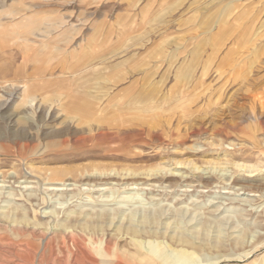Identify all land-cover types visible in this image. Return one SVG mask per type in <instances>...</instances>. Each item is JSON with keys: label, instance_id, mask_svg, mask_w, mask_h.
Segmentation results:
<instances>
[{"label": "rangeland", "instance_id": "rangeland-1", "mask_svg": "<svg viewBox=\"0 0 264 264\" xmlns=\"http://www.w3.org/2000/svg\"><path fill=\"white\" fill-rule=\"evenodd\" d=\"M228 1L0 0V264H104L125 227L146 264H264V0Z\"/></svg>", "mask_w": 264, "mask_h": 264}, {"label": "crops", "instance_id": "crops-1", "mask_svg": "<svg viewBox=\"0 0 264 264\" xmlns=\"http://www.w3.org/2000/svg\"><path fill=\"white\" fill-rule=\"evenodd\" d=\"M230 2H232L231 0L227 2L226 7H229ZM241 7V6H240ZM225 14V13H224ZM223 13L218 14L216 16L215 21L213 22V24L211 26L208 27V29L206 30L205 34H206V39L204 38L205 42L212 44L211 42V36L217 34V32H221L224 31L223 26H225L228 23V15L230 14H225ZM237 17H235L236 19ZM62 23L64 25H66V22L63 20ZM60 23L59 26L62 24ZM222 25L216 32H213V29L216 28L218 25ZM68 25V24H67ZM76 27L73 25H69L68 28H66L63 32H62V36H65V39L70 40L72 35H74L77 32V29H75ZM223 29V30H221ZM51 27H48V33L51 32ZM70 38V39H68ZM204 42V43H205ZM198 64V63H197ZM88 65H90L88 63ZM86 65V66H88ZM193 66H195V63L193 64ZM196 70L195 67L192 71H185V67L184 70L179 74V76L177 78H179L181 81L179 83V87L174 91L173 94H171L173 92V87H170L165 93H163L162 96V102H168V99H175L178 96H180L184 90L186 89V85L190 84L189 82H191L193 80V77L195 76ZM196 77V76H195ZM71 80V79H70ZM78 78H73L72 80L69 82H67V86L69 89H71L73 92H75V94H77L78 96H80L81 98H86V99H93V101L98 102V100L103 102V99L109 95L110 90L112 89V86H116L117 80L115 81H111L108 79H105L104 81H108L110 83V85H106L104 86L106 82L102 81V80H96L94 81L93 84L91 85H87V83L84 82H80ZM193 83V82H192ZM148 84V82L146 83V85ZM149 86L147 88H145L147 90V92H145L144 90H142L141 92H138V94H135L134 96L129 94L127 89H123L122 93H119L117 95H114L115 99H111L108 98V101H112V100H118V98H122L124 101L123 102H118L115 107H129V108H139L142 105H157L155 104V98H156V93H153V89L156 87L153 83V81H150ZM175 86L177 87V84H175ZM82 87L84 90L80 91L78 88ZM185 88V89H184ZM91 89V90H90ZM102 89H104L102 91ZM98 90V91H97ZM79 92L81 93V95H79ZM145 92V93H144ZM105 102V101H104Z\"/></svg>", "mask_w": 264, "mask_h": 264}, {"label": "bare ground", "instance_id": "bare-ground-1", "mask_svg": "<svg viewBox=\"0 0 264 264\" xmlns=\"http://www.w3.org/2000/svg\"><path fill=\"white\" fill-rule=\"evenodd\" d=\"M10 33H12L13 35H15V34H17V32H15V31H10ZM3 35V34H2ZM4 38V37H3ZM25 94V92L23 93V95ZM25 97H26V95H25ZM118 102V101H117ZM83 105V104H82ZM80 107V106H79ZM161 111V110H160ZM158 112V111H157ZM108 118V117H107ZM109 119V118H108ZM236 166L237 167H239V168H245L246 166H244L243 164H236ZM197 168V167H196ZM212 169V168H211ZM215 168H213V170H214ZM216 170V169H215ZM219 171L221 172L220 174L222 175V176H224V169H220L219 168ZM206 181H208V180H206ZM256 184V183H255ZM258 184H260V183H258ZM235 185V184H234ZM261 185V184H260ZM257 187V186H256ZM264 187V186H263ZM262 187V188H263ZM259 188V187H258ZM25 216V215H24ZM148 218V217H147ZM132 219V218H131ZM143 219H145V218H143ZM130 221H132V220H130ZM140 222V221H139ZM137 223H138V221H137ZM129 225V224H128ZM131 225H134V224H132L131 223ZM137 227V226H136ZM142 226H140V228H141ZM126 234H129V237H130V240H131V242L133 243H131L134 247H136L137 248V250L135 251V253L134 254H130V255H127L125 252H126V250H122V251H118V249H114V250H111L110 252H107V251H109V248L107 247V246H105L104 247V249H99L98 248V252H97V255L100 257V259H101V262H103L104 264H146V263H151L150 261H148L149 260V257L147 256V254L146 253H144V252H142L139 248H140V245H141V243H140V239L139 238H137V236H136V234H142V232H140L142 229H139L140 231H137L138 230V228H137V230H135L134 229V227L133 228H131V227H125L124 229H122ZM147 231V230H146ZM156 231V230H155ZM155 231L153 230V233L155 234ZM152 233V234H153ZM125 234V235H126ZM151 234V233H150ZM152 234H151V236H152ZM170 236V235H169ZM169 236H167V237H169ZM159 237V236H158ZM171 237H172V235H171ZM144 238V237H143ZM166 238V237H165ZM170 238V237H169ZM174 238V237H173ZM173 238H171V239H173ZM182 238V237H181ZM239 238V237H238ZM107 239V238H106ZM174 239H177V238H174ZM178 240V239H177ZM183 241H185V239H183ZM182 241V242H183ZM188 241V240H187ZM241 241V240H240ZM179 242V241H178ZM248 242V241H247ZM184 243V242H183ZM174 244V243H173ZM185 244V243H184ZM101 246V245H100ZM99 246V247H100ZM124 251V252H123ZM131 257V258H130ZM134 258H136V259H134ZM131 259H134L135 260V262H132V260ZM95 261V260H94ZM96 262V261H95Z\"/></svg>", "mask_w": 264, "mask_h": 264}]
</instances>
